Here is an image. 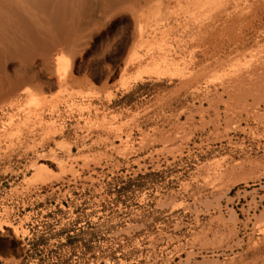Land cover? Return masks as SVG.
Here are the masks:
<instances>
[{"label": "rangeland", "instance_id": "rangeland-1", "mask_svg": "<svg viewBox=\"0 0 264 264\" xmlns=\"http://www.w3.org/2000/svg\"><path fill=\"white\" fill-rule=\"evenodd\" d=\"M147 2L0 102V264H264V0Z\"/></svg>", "mask_w": 264, "mask_h": 264}, {"label": "bare ground", "instance_id": "bare-ground-1", "mask_svg": "<svg viewBox=\"0 0 264 264\" xmlns=\"http://www.w3.org/2000/svg\"><path fill=\"white\" fill-rule=\"evenodd\" d=\"M147 1L150 0H0V102L11 103L43 68L58 62L53 52L67 45L83 26L103 19L125 2L138 5ZM65 59H61L64 74L68 67L63 63ZM30 90L28 96L32 94ZM33 94L35 98L37 94Z\"/></svg>", "mask_w": 264, "mask_h": 264}, {"label": "water", "instance_id": "water-1", "mask_svg": "<svg viewBox=\"0 0 264 264\" xmlns=\"http://www.w3.org/2000/svg\"><path fill=\"white\" fill-rule=\"evenodd\" d=\"M22 249L20 248V246L18 245V243H13V253L14 255L18 256L21 254ZM4 253L8 254V251L4 249Z\"/></svg>", "mask_w": 264, "mask_h": 264}, {"label": "trees", "instance_id": "trees-1", "mask_svg": "<svg viewBox=\"0 0 264 264\" xmlns=\"http://www.w3.org/2000/svg\"><path fill=\"white\" fill-rule=\"evenodd\" d=\"M8 243H7V239L5 237H0V252L7 248Z\"/></svg>", "mask_w": 264, "mask_h": 264}]
</instances>
